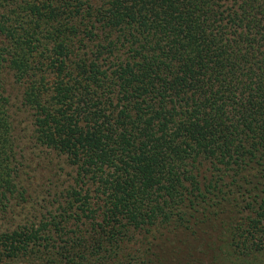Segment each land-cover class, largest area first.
Segmentation results:
<instances>
[{
    "label": "trees",
    "instance_id": "trees-1",
    "mask_svg": "<svg viewBox=\"0 0 264 264\" xmlns=\"http://www.w3.org/2000/svg\"><path fill=\"white\" fill-rule=\"evenodd\" d=\"M0 264H264V0H0Z\"/></svg>",
    "mask_w": 264,
    "mask_h": 264
},
{
    "label": "rangeland",
    "instance_id": "rangeland-1",
    "mask_svg": "<svg viewBox=\"0 0 264 264\" xmlns=\"http://www.w3.org/2000/svg\"><path fill=\"white\" fill-rule=\"evenodd\" d=\"M4 81L6 94L9 97L10 114L15 133L19 139L18 157L23 163L19 165V172L21 177L24 178V182L29 186L26 194L30 195L28 201L23 203L24 207L19 206L20 208L17 209L16 216L13 218L16 222L19 218L31 216L32 212H34L32 207L40 209V200L43 197L51 198L47 196L48 192L46 191L51 181L58 180L60 182L65 180L68 177L67 171L70 168L55 153L45 150L34 143L31 139V111L22 102L23 87L8 72L4 73Z\"/></svg>",
    "mask_w": 264,
    "mask_h": 264
}]
</instances>
